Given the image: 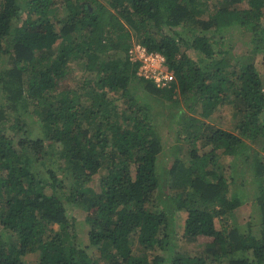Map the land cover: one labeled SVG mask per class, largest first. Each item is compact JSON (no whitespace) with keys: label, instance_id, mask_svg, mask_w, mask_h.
Returning a JSON list of instances; mask_svg holds the SVG:
<instances>
[{"label":"trees","instance_id":"trees-1","mask_svg":"<svg viewBox=\"0 0 264 264\" xmlns=\"http://www.w3.org/2000/svg\"><path fill=\"white\" fill-rule=\"evenodd\" d=\"M222 1L0 0V264H264V158L251 146L264 137V92L255 65L223 47L224 32L237 30L251 32L263 51L264 0ZM132 41L165 57L169 83L137 74ZM190 48L203 57L191 58ZM70 62L84 68L74 87ZM152 98L174 106L171 122L191 144L166 180L168 202L186 214L182 237L202 243L199 254L173 252L169 220L156 209L162 142ZM220 105L232 107L235 132L193 116L197 106L207 118ZM29 109L41 135L20 118ZM198 143L211 149L199 153ZM219 149L231 166L250 169L255 233L227 222L244 191L231 192L214 171L222 169ZM101 168L95 190L88 183ZM67 203L85 212L86 246Z\"/></svg>","mask_w":264,"mask_h":264},{"label":"rangeland","instance_id":"rangeland-1","mask_svg":"<svg viewBox=\"0 0 264 264\" xmlns=\"http://www.w3.org/2000/svg\"><path fill=\"white\" fill-rule=\"evenodd\" d=\"M224 3V1L221 0ZM239 7L246 6L245 3L238 4ZM264 12V9H263ZM65 11L63 8L60 10L56 9L52 13V17L55 21L62 18ZM262 24L264 25V16L261 20ZM19 23V20L16 22ZM226 36L224 42V48H229L230 53L229 55L234 59L240 58L247 61H251L260 76L262 82V88L264 92V49L259 50L257 45H261V41H258L257 38L251 32H242V31H231L226 30L224 32ZM134 42V41H132ZM52 52V51H51ZM53 53V52H52ZM188 55L198 60L199 58L203 57V54L199 53L197 50L190 48L187 50ZM250 56V58H249ZM6 56H0V69L7 66ZM69 68L72 72V77L70 81V85L72 87L76 86L77 80L81 77L84 72V68L82 63L80 62H70ZM4 92L0 88V108L4 104ZM117 103L120 107H124L122 99H117ZM152 105L151 110L153 111L152 119L153 124L156 129V133L159 139L162 142V151L158 157V173L161 177L162 188L161 192L159 193V203L157 206L158 211H164L167 215L169 220L170 226V233H171V243H172V250L173 252L178 253H188V254H199V252L203 249L204 245L199 242L189 241L182 237V220L186 217L184 211H177L173 206L168 202V186H167V173L171 168L173 161L175 158H182L184 159L190 150L191 144L188 140H185L184 134L177 135V129L175 123H172L171 118L175 113L174 106H170L168 101H159L157 102L156 98H152L150 100ZM4 108L7 112H5L8 116H11L14 109L10 108L8 104H5ZM200 107L197 106L194 110V117L201 119L205 123H209L212 127H221L222 129L229 130L231 132H235L236 120L233 118V109L229 105H220L217 107L214 113L207 118H201L199 116ZM24 119L26 123L30 126V132L32 134L41 135L42 131V121L41 118L34 113L31 109L27 111V114L22 115L20 117ZM9 123V122H8ZM184 139V140H183ZM197 152L202 153L204 151L208 152L211 149V144H207L205 146H200L199 143L197 144ZM251 146L257 153H259L264 158V137H259L251 143ZM45 147L48 150V142H45ZM222 150L219 149L217 152V159L220 161L218 164L222 167L221 170H214L216 173H222V175L227 179L229 189L231 192L236 190L243 189L244 191V203L238 207L233 213L230 214L229 218H227V222L236 225L241 230H246L249 224H251L250 228L253 230V233L256 232V227L259 224V212L257 210V205L252 203L255 199L256 193V185L252 183L250 179V169L246 166V164L238 166H231V159L229 156L224 155ZM187 158V157H186ZM233 167V168H232ZM243 171V172H242ZM105 173L104 168L95 174L92 177V180L88 185L93 189H98V181L99 177ZM241 173L244 174L242 178H244V185L240 187L241 184ZM64 177V174L61 176ZM211 178L214 175H210ZM67 186V184L65 185ZM240 188V189H238ZM67 215L75 220V232L78 237V244L80 246H86L88 243L87 232H88V225L85 222V212L81 208H78L75 205H70L67 203L66 205ZM221 221L218 218H215V225L217 228L221 227ZM229 225V224H228ZM27 259L32 258V254H27L25 256ZM208 264H218L215 263L212 259L207 261Z\"/></svg>","mask_w":264,"mask_h":264},{"label":"built area","instance_id":"built-area-1","mask_svg":"<svg viewBox=\"0 0 264 264\" xmlns=\"http://www.w3.org/2000/svg\"><path fill=\"white\" fill-rule=\"evenodd\" d=\"M128 55L140 62L137 74L153 79L157 85H166L172 79L173 73L165 70V57L161 53L149 51L141 43L133 42Z\"/></svg>","mask_w":264,"mask_h":264},{"label":"clouds","instance_id":"clouds-1","mask_svg":"<svg viewBox=\"0 0 264 264\" xmlns=\"http://www.w3.org/2000/svg\"><path fill=\"white\" fill-rule=\"evenodd\" d=\"M134 42H137V41H134ZM133 43V42H132Z\"/></svg>","mask_w":264,"mask_h":264}]
</instances>
